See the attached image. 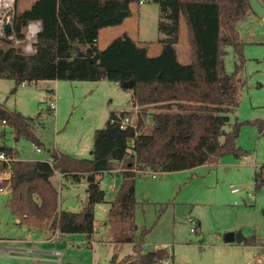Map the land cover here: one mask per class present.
I'll return each mask as SVG.
<instances>
[{"label":"trees","instance_id":"trees-1","mask_svg":"<svg viewBox=\"0 0 264 264\" xmlns=\"http://www.w3.org/2000/svg\"><path fill=\"white\" fill-rule=\"evenodd\" d=\"M152 1L160 8L159 30L165 36L160 40L161 53L155 57L127 35L113 39L104 49L98 46L101 30L122 25L141 0H36L22 11L16 0L12 31L0 36V79L13 80L14 92L40 81L106 80L122 88L133 81L129 91L138 110L134 126L123 129L117 118V113L131 118L132 112H111L105 127L95 132L91 159L48 149L49 160L24 161L13 149L0 147V153L17 158L8 207L18 224L47 226L62 237L83 235L89 244L96 233L95 207L106 203L98 177L119 171L122 183L109 202L106 225L112 242L132 244L133 253L117 264H159L174 258L166 248L145 252V231L136 241L139 173L217 166L228 155L241 159L248 154L238 145L242 126H256L264 135V121L231 123L244 87L239 76L244 61L233 74L224 68L228 46L243 60L238 23L254 13L250 0ZM260 2L264 5V0ZM181 17L191 46V62L186 65L179 61L176 49ZM31 23H40L41 30L34 53L27 56L15 42L26 39L25 30ZM150 108L157 111L149 112ZM0 119L12 125L16 141L26 139L37 149L45 148L37 134L39 116L28 118L0 107ZM147 124L150 128L145 132ZM56 173L73 184L85 180L88 199L81 212L59 207V192L52 181ZM263 186L264 175L258 171L257 190ZM245 243L256 245L258 241L252 238ZM116 259L114 255L111 264Z\"/></svg>","mask_w":264,"mask_h":264},{"label":"rangeland","instance_id":"rangeland-1","mask_svg":"<svg viewBox=\"0 0 264 264\" xmlns=\"http://www.w3.org/2000/svg\"><path fill=\"white\" fill-rule=\"evenodd\" d=\"M33 1L36 0H17L18 7L23 8ZM141 2L132 6L131 16L122 25L101 30L98 44L101 49L113 39L127 35L138 45L147 47L150 57L161 53L160 40L165 36L159 30L160 8L152 0ZM15 7L16 0H12L9 13ZM238 32L244 44L243 60L232 46L226 47L224 56L228 74L235 73L244 61L239 74L244 87L239 106L231 115V123L264 121V19L251 13L238 23ZM25 33L26 39L16 41L15 47L30 56L34 53L37 35L32 36L29 28ZM176 49L180 62L189 64L191 46L183 17ZM14 89L13 80L0 79V107L28 118L39 116L37 134L45 146L40 150L26 139L16 141L12 125L3 124L0 119V147L13 149L18 153V159L24 161L49 160L48 149L89 159L95 132L105 127L111 112H132L134 121L138 111L133 107L131 91L106 80L40 81L20 86L16 92ZM54 99L56 110L49 107ZM156 111L154 108L149 110ZM149 128L150 124H147L144 131L148 132ZM238 145L247 151L246 157L237 159L228 155L222 157L217 166L206 164L192 170L137 175L135 238L139 241L143 231L146 232L145 252L166 248L174 258L164 264H247L254 261L257 254L264 264V186L260 190L256 187L257 172L262 171L264 175V135L256 126L246 124L240 130ZM52 181L59 192V207L81 212L87 203L85 187L69 185L68 181L61 185L58 174ZM121 183L119 172L104 174L100 182V188L106 193V203L95 207L97 232L90 242L93 247L83 235H69L65 236V241L51 243L49 235L33 233L28 227L20 226L8 207L10 197L0 195V264H53L54 260L59 261L56 252L62 254L60 264H111L114 255L117 264L132 254L133 245L111 242L110 231L105 226L109 202L115 199ZM232 187L239 192L233 193ZM193 220L197 222L196 227L191 224ZM29 226L49 229L47 226ZM237 232L247 240L255 238L258 243L225 242L227 234ZM73 242L76 244L72 245Z\"/></svg>","mask_w":264,"mask_h":264},{"label":"built area","instance_id":"built-area-1","mask_svg":"<svg viewBox=\"0 0 264 264\" xmlns=\"http://www.w3.org/2000/svg\"><path fill=\"white\" fill-rule=\"evenodd\" d=\"M142 4V2H141ZM10 7L5 2V0H0V13H1V20H0V36H4V27L7 23L12 22V13H9ZM7 11V12H6ZM29 32L32 36H35L39 33L40 29L39 27L35 26L34 24H30L28 26ZM33 28H35V32L33 31ZM95 43H97L95 41ZM24 86V85H23ZM49 107L52 110H56V100H52L49 104ZM117 118L119 120V123L121 125V128H126L127 126H134V121L132 118L128 116H121L119 113H117ZM3 124H6V121H2ZM17 160L16 156H11L6 153H0V166L2 167V170L0 171V195H8L11 194L12 189L10 186V180L13 176V164ZM154 178H156V175H153ZM232 192L237 193L239 192V189L232 187ZM192 226L196 227L197 222L194 220L191 221ZM192 232H195V229H191ZM55 256L59 259V261L62 259V254L59 252L55 253ZM165 261L160 262L159 264H164ZM247 264H262V260L258 258V254L255 256L254 261H249Z\"/></svg>","mask_w":264,"mask_h":264},{"label":"crops","instance_id":"crops-1","mask_svg":"<svg viewBox=\"0 0 264 264\" xmlns=\"http://www.w3.org/2000/svg\"><path fill=\"white\" fill-rule=\"evenodd\" d=\"M33 2H35V1H33ZM33 2H32V3H28V2H27L28 4H26L23 8L18 7V2H17V9H18L19 11L25 10V9L29 8V7L33 4ZM31 24H34L35 26L39 27V29L41 30V24H40V23H31ZM99 42H100V36H99V39H98V44H99ZM177 52H178V51H177ZM178 57H179V54H178ZM179 61H180V59H179ZM38 83H39V82H38ZM24 86H26V85H24ZM51 91H53V92L55 93V91H54L53 89H52ZM6 124H8V123H6ZM91 158H92V152H91V157H90L89 159H91ZM114 172H117V173H118L119 171H114ZM114 172H111V173H114ZM56 174H58L59 177L61 178V183H60L61 185H63V182H64V181H68L67 184H69V185L85 187V190H86V193H87V184H86L85 180H83L82 183H80V184H73L71 181L64 179L63 175H61V174H59V173H56ZM103 176H104V174L98 177L99 182L102 181ZM67 188H68V185H67ZM4 196H8V197H10L11 194L4 195ZM87 199H88V193H87ZM61 210H62V209H61ZM20 226L28 227L30 230L33 231V233H34V232H41V233L44 234V235H49V237H48V241L51 242V243H55V242H57V241H65V237H62V235H60L59 232H55V233H53V232H50L49 229H47L46 231H45V230H39V229L34 228V227H32V226H29V225H20ZM105 226H107V225L105 224ZM95 227H96V224H95ZM107 227H108V226H107ZM108 229H109V227H108ZM96 232H97V229H96ZM68 236H69V235H68ZM71 236H73V235H71ZM110 241L112 242V238H111ZM103 243H104V242H103ZM74 244H76V243L73 242L72 245H74ZM89 245H90L91 247H93V244L90 243ZM69 247H71V245H69ZM116 250H117V249H116ZM26 252H29V251H26ZM115 252H116V251H115ZM117 253H118V252H117ZM54 254H55V253H54ZM53 262H54L55 264H56V263H57V264H60V263H61V261H56V260H54Z\"/></svg>","mask_w":264,"mask_h":264},{"label":"water","instance_id":"water-1","mask_svg":"<svg viewBox=\"0 0 264 264\" xmlns=\"http://www.w3.org/2000/svg\"><path fill=\"white\" fill-rule=\"evenodd\" d=\"M250 5L253 10V12L258 15L259 17L264 19V5L260 2V0H250ZM2 16L0 13V20ZM12 31V24L7 23L4 27L5 34H8ZM123 88L126 90H132L133 88V81H128L123 84ZM247 241V239L242 235L241 232L237 233H229L225 236V242L226 243H237V244H243Z\"/></svg>","mask_w":264,"mask_h":264},{"label":"bare ground","instance_id":"bare-ground-1","mask_svg":"<svg viewBox=\"0 0 264 264\" xmlns=\"http://www.w3.org/2000/svg\"><path fill=\"white\" fill-rule=\"evenodd\" d=\"M5 2H6V4L8 5V6H11V4H12V0H5ZM35 28H33V31L35 32Z\"/></svg>","mask_w":264,"mask_h":264}]
</instances>
